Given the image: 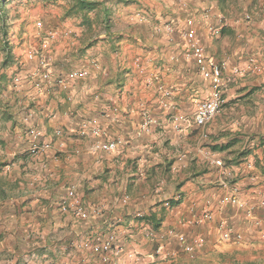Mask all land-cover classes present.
<instances>
[{
  "label": "clouds",
  "instance_id": "obj_1",
  "mask_svg": "<svg viewBox=\"0 0 264 264\" xmlns=\"http://www.w3.org/2000/svg\"><path fill=\"white\" fill-rule=\"evenodd\" d=\"M0 264H264V0H0Z\"/></svg>",
  "mask_w": 264,
  "mask_h": 264
}]
</instances>
